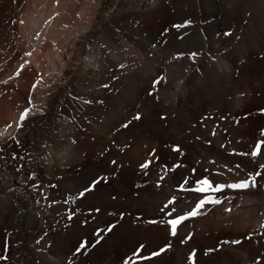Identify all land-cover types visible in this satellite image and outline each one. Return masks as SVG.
<instances>
[{
	"label": "bare ground",
	"instance_id": "6f19581e",
	"mask_svg": "<svg viewBox=\"0 0 264 264\" xmlns=\"http://www.w3.org/2000/svg\"><path fill=\"white\" fill-rule=\"evenodd\" d=\"M95 2L0 0V264H264V0Z\"/></svg>",
	"mask_w": 264,
	"mask_h": 264
},
{
	"label": "snow or ice",
	"instance_id": "6c2138e0",
	"mask_svg": "<svg viewBox=\"0 0 264 264\" xmlns=\"http://www.w3.org/2000/svg\"><path fill=\"white\" fill-rule=\"evenodd\" d=\"M188 23L190 24L191 21H188ZM185 25H175L176 28H181L184 27ZM27 55H31V53H27ZM195 56V53H193V57ZM17 75H19V73H17ZM31 113V108H27L24 110V112L21 114L20 116V126H23V122L28 118V116ZM134 119H140V116L137 115L134 117ZM130 123V122H129ZM124 127H127L128 125L125 124L123 125ZM215 134V133H213ZM262 135H264V132H262ZM264 146V141H260L259 144H257L256 146V150L253 151L251 153L252 156H257L261 153V147ZM175 151L180 152V148L179 146H177L175 149ZM143 167L147 168L148 165L145 164L143 165ZM177 167H180V165H177ZM237 167H239V165H237ZM260 173L257 172L255 175H252L249 179L241 181L239 183H229V184H217L215 186H213V182L210 181L207 177L200 179L199 181H197V186L194 189H191L193 191H197V192H201V193H208V192H221L223 191L225 188H230V189H236V190H244V189H248L250 187H256V177L259 176ZM104 179V178H101ZM100 181L97 180L94 182L93 187L95 185V183H99ZM185 183H187V181H185ZM91 190V189H89ZM81 195H83V193H81ZM222 201L213 197V196H207L204 199H201L199 201V203L196 205V207L189 213L185 214V215H181L179 217H177L176 219L170 220L168 221V223L171 225V232L172 235H176V230H177V226L182 223L183 221L189 219L190 217H194L197 216L199 214H201L200 210L204 207L205 204H219ZM172 203H175V200L173 199ZM171 214V213H169ZM156 221H153V223H155ZM107 231H111V228L107 229ZM97 236H99V233H97ZM191 237H189L190 239ZM99 242V240H97V243ZM184 242V241H182ZM223 243H229L228 241H224ZM231 243L234 244H239L241 243V241L236 240V241H231ZM93 247L95 245H92ZM87 248V241H83L79 247V249L77 251L83 250ZM213 251L212 249H209L208 252ZM159 253H155L154 255H158ZM207 254V252L205 253ZM193 257H195V253H193ZM0 259H7L6 256H0ZM193 264H195V260L193 259Z\"/></svg>",
	"mask_w": 264,
	"mask_h": 264
},
{
	"label": "rangeland",
	"instance_id": "374dc122",
	"mask_svg": "<svg viewBox=\"0 0 264 264\" xmlns=\"http://www.w3.org/2000/svg\"><path fill=\"white\" fill-rule=\"evenodd\" d=\"M90 1H92V3H93V2H95L96 0H90ZM92 3H91L92 8H91V7H90L91 9L89 8L91 11L94 10V8L96 7L95 5H97L98 2H95V3H96V4L94 3L95 5L92 4ZM89 5H90V2H89ZM93 5H94L95 7H94ZM57 6H59V7H58V8H59V12L62 13V14H65V12H66V11H65V10H66L65 8H66V7L64 6V2H63V3L60 2V5H57ZM88 7H89V6H88ZM60 13H59V14H60ZM62 14H61V15H62ZM40 19H41L42 21H41V22L39 21V24L37 25V27H40L41 29H46V28L48 27L46 19L43 18V17L40 18ZM43 20H44V21H43ZM43 22H44V23H43ZM45 22H46V23H45ZM63 23H64V22L61 21L60 25L62 26ZM55 25H56V26L58 25V29H59V31H60V30H63V31L65 30V29H63V27L65 28V26H63V27L60 26V28H59V23H58V24L55 23ZM64 25H65V23H64ZM66 27H67V23H66ZM60 33H61V31H60ZM57 36H58V35H57ZM25 44H26V43H25ZM36 46H37V44H36L35 46H32V44H30V42H27V44H26V50L29 51V49H30V47H31L30 50L34 51V50L36 49ZM51 65H52V64H50V71H49V73H50V72H51V73L55 72L54 70L52 71V69H53L54 67L51 66ZM14 118H15V119H14V122H16L17 119H18V115H16Z\"/></svg>",
	"mask_w": 264,
	"mask_h": 264
}]
</instances>
